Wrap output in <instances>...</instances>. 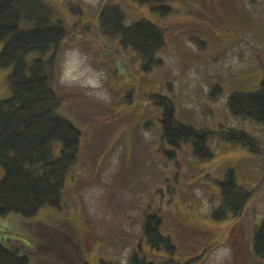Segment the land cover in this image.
Segmentation results:
<instances>
[{"label":"rangeland","instance_id":"1","mask_svg":"<svg viewBox=\"0 0 264 264\" xmlns=\"http://www.w3.org/2000/svg\"><path fill=\"white\" fill-rule=\"evenodd\" d=\"M47 1L56 17L81 27L57 50L55 78L63 99L58 113L81 131L80 151L66 177L62 210L0 217V242L20 247L28 264H128L134 251L156 263H261L253 238L264 218V152L219 137L208 142L210 160L198 159L191 143L174 149L163 141L161 109L148 97H168L184 124L244 130L264 147V125L234 117L228 107L234 92H254L264 77V0H173L166 16L137 0ZM107 3L120 6L128 24L145 18L165 30L166 45L156 55L162 65L144 71L139 55L103 33L98 20ZM3 47L0 42V52ZM11 73L12 67L0 68V101L12 96ZM214 88L220 94L211 97ZM228 169L254 195L240 217L216 221ZM3 173L0 168V180ZM149 215L161 220L174 253L147 242ZM52 229L74 232L60 257L49 247L58 241Z\"/></svg>","mask_w":264,"mask_h":264},{"label":"trees","instance_id":"2","mask_svg":"<svg viewBox=\"0 0 264 264\" xmlns=\"http://www.w3.org/2000/svg\"><path fill=\"white\" fill-rule=\"evenodd\" d=\"M137 1L161 16L173 12L167 5L173 0ZM55 14V8L47 0H0V42L4 43L0 68L12 67L9 76L12 96L0 101V168L4 172L0 180V217L17 214L32 218L46 208L61 211L67 174L78 161L81 131L58 113L62 96L55 91V78L57 50L75 33L73 30L81 27L70 25ZM98 21L105 35L140 56L144 71L150 72L154 66L162 65L163 60L156 55L166 45L164 29L145 18L128 24L125 11L111 3L101 9ZM31 54L36 55L29 59ZM260 59L264 71V55ZM218 90L214 88L211 97L219 95ZM148 98L161 109V137L174 149L191 143L198 159L210 160L214 154L208 142L219 137L241 144L254 154L264 152L261 142L244 130H198L178 120L168 97L152 94ZM228 107L234 117L264 125V77L256 91L234 92L228 99ZM253 195L254 191L238 184L235 171L228 169L221 182L220 205L212 214L214 220L240 217ZM160 225L158 217L146 216L143 234L152 248L174 253L175 247L169 237L161 234ZM52 231L58 241L49 243L50 250L58 254L65 247L69 252L63 241L71 243L74 232ZM40 232L46 237L49 233L48 228ZM253 252L261 260L259 264H264V218L254 234ZM28 262V255L20 247L0 242V264ZM100 264L117 263L102 260ZM128 264H193V260L180 263L170 258L156 263L134 251Z\"/></svg>","mask_w":264,"mask_h":264}]
</instances>
